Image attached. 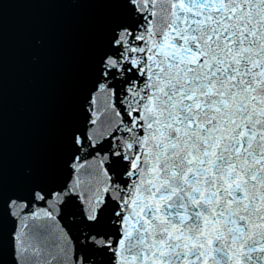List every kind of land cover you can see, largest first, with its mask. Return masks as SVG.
Returning <instances> with one entry per match:
<instances>
[{
	"label": "snow or ice",
	"instance_id": "snow-or-ice-1",
	"mask_svg": "<svg viewBox=\"0 0 264 264\" xmlns=\"http://www.w3.org/2000/svg\"><path fill=\"white\" fill-rule=\"evenodd\" d=\"M92 2L57 167L0 156V264L5 220L12 264H264V0Z\"/></svg>",
	"mask_w": 264,
	"mask_h": 264
},
{
	"label": "water",
	"instance_id": "water-1",
	"mask_svg": "<svg viewBox=\"0 0 264 264\" xmlns=\"http://www.w3.org/2000/svg\"><path fill=\"white\" fill-rule=\"evenodd\" d=\"M105 9L92 0H8L0 14V156L6 190L54 170L87 79ZM3 225L2 257L12 264Z\"/></svg>",
	"mask_w": 264,
	"mask_h": 264
}]
</instances>
